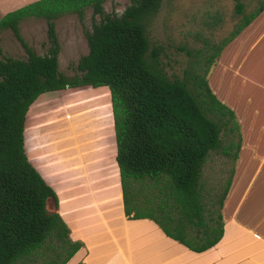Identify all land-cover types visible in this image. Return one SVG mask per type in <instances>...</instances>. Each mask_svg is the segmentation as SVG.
Masks as SVG:
<instances>
[{"label": "trees", "instance_id": "1", "mask_svg": "<svg viewBox=\"0 0 264 264\" xmlns=\"http://www.w3.org/2000/svg\"><path fill=\"white\" fill-rule=\"evenodd\" d=\"M104 1L32 0L0 17V30L9 29L25 52L23 58L0 55V264H64L81 247L68 235L56 193L23 149L29 105L40 93L66 87L107 88L126 218L148 219L194 252L221 237L220 208L240 133L235 114L212 92L206 75L222 48L264 9V1L212 52H196L181 77L167 75L161 46L147 36L146 24L161 0H128L119 15L106 13ZM234 6L240 13L242 4L235 0ZM85 9L92 15L84 32L86 52L66 77L58 69L53 20L68 13L81 20ZM27 17L45 21L42 54L19 37L18 23ZM216 150L230 161L218 195L202 180L206 157Z\"/></svg>", "mask_w": 264, "mask_h": 264}, {"label": "crops", "instance_id": "2", "mask_svg": "<svg viewBox=\"0 0 264 264\" xmlns=\"http://www.w3.org/2000/svg\"><path fill=\"white\" fill-rule=\"evenodd\" d=\"M1 12L0 17L5 13ZM257 20L264 21V9L241 32ZM258 38L264 52V29ZM102 87L40 93L24 118V153L56 193L57 211L70 239L81 242L64 264H264V133L245 135V113L242 119L235 115L242 132L220 208L222 234L215 245L194 252L165 236L152 221L125 217L107 88ZM211 90L225 105L229 103L219 88ZM84 93L101 99L89 107L72 108L75 97ZM34 104L35 117L29 114ZM87 109L99 111L101 120L89 124L98 141L94 150L83 154L80 129L73 127Z\"/></svg>", "mask_w": 264, "mask_h": 264}, {"label": "rangeland", "instance_id": "3", "mask_svg": "<svg viewBox=\"0 0 264 264\" xmlns=\"http://www.w3.org/2000/svg\"><path fill=\"white\" fill-rule=\"evenodd\" d=\"M30 1L0 0L1 14ZM238 1L242 4L240 13L235 11V0H161L157 12L146 24V32L151 44L161 46V60L168 76H183L196 52H212L213 46L227 38L243 16L255 10L264 0ZM127 4L128 0H105L102 6L106 13L119 15ZM91 18L90 9H85L81 20L71 13L53 20L59 42L58 69L66 77L75 73L76 60L86 52L84 32L90 29ZM94 19L97 20V16ZM263 29L264 21L257 20L248 31L232 38L210 65L206 75L209 87L215 91L219 88L218 93L228 97L230 104L226 105L235 110L239 119L245 113V135L264 133V52L261 50L262 43L258 42ZM18 30L20 39L33 52L42 54L45 51L46 25L43 19L24 18L18 23ZM0 55L25 57L20 41L9 29L0 30ZM102 88L106 90V87ZM99 99L101 97H89L84 93L75 97L72 108L89 107L93 100L98 102ZM35 104L29 113L33 117L37 116L34 113ZM93 112V109L82 111L73 127L77 132L80 129L82 138L79 143L83 154L96 147L98 141L94 140L95 130L89 128V124L95 125L101 117L99 111L96 110L94 116ZM238 128L239 133L242 132ZM221 138L225 142L226 134H221ZM229 166V159L224 158L219 150L208 153L202 168V180L213 194L220 193Z\"/></svg>", "mask_w": 264, "mask_h": 264}]
</instances>
